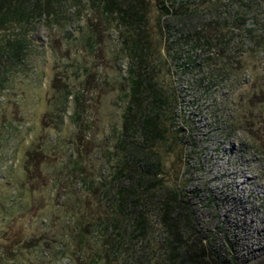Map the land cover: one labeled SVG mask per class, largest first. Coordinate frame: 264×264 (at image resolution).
Returning a JSON list of instances; mask_svg holds the SVG:
<instances>
[{
  "label": "trees",
  "instance_id": "obj_1",
  "mask_svg": "<svg viewBox=\"0 0 264 264\" xmlns=\"http://www.w3.org/2000/svg\"><path fill=\"white\" fill-rule=\"evenodd\" d=\"M249 18L254 27H247ZM80 21L83 26L71 38L70 29ZM39 25L63 32L69 43L81 46L73 53L74 76L66 75L64 81L55 77L51 83L55 91L51 102L60 115L55 118L47 111L42 124L51 116L60 132L66 121L78 124L90 112L82 88H87L90 104L96 100L100 85L94 90L90 85L98 82L97 64L92 66L84 57L95 59L102 53L105 29L117 32L113 51L124 61L114 84L122 95V112L114 129L118 139L116 146L108 142L113 173L88 186L82 184L94 195L101 190L104 203L98 212L92 207L81 213L82 205L91 204L89 194L82 195L80 214L70 216V225L64 228V234L72 237L62 248L64 257L74 260L73 264H113L131 235L149 240L164 233L165 262L161 264H264L263 229L257 228L251 239L247 237L251 231L241 221H225L227 226L214 229L205 220L212 213V203L206 202L213 193L196 183L194 174L184 167L194 140L190 120L203 112L192 108L209 99L212 106L222 105L223 116H233L232 89H237L230 82L233 70L242 68L244 55L264 51V0H0V28L18 26V33L0 46V97L16 75L29 70L30 55L37 50L32 30ZM72 79L81 80L80 86L72 88ZM219 86L226 94L221 102L214 99L220 95ZM197 93L200 96L192 98ZM239 125L227 117L221 130L229 140L236 137ZM239 147L248 152L258 146L242 143ZM73 165L80 166L78 161ZM17 195L18 200L11 198L7 203L0 197V211L8 219L0 230L2 243H7L0 244V251L5 249L0 264H30L23 257L35 246L22 228L25 210L35 208L32 196ZM50 196L56 204L60 188L54 187ZM92 227L97 229L96 243L87 238ZM86 244L93 246L91 256L82 250ZM47 248L42 246L41 253Z\"/></svg>",
  "mask_w": 264,
  "mask_h": 264
},
{
  "label": "rangeland",
  "instance_id": "obj_2",
  "mask_svg": "<svg viewBox=\"0 0 264 264\" xmlns=\"http://www.w3.org/2000/svg\"><path fill=\"white\" fill-rule=\"evenodd\" d=\"M253 9L250 8L251 12ZM81 21L76 22L70 29L71 38L83 26L84 21ZM254 23L249 18L247 27H254ZM153 25H156V21ZM107 29L101 37L102 53L95 59L94 56L84 57L87 61L90 59L92 66L95 62L97 64L95 66L99 79H96L98 82L91 81V90L97 85L100 86L96 91V100L91 104L87 88H82L90 112L78 124H71L68 120L60 132L56 123L50 121L51 116L58 118L60 115L59 108L57 110L51 102L55 92L51 89L52 80L57 77L64 81L66 75L74 76L71 63L76 58L73 53L81 48L80 43H69L68 35L56 29L39 25L32 30L37 50L30 55L29 70L23 75H16L15 81L0 97V197L7 203L11 198L18 200L17 192L32 196L35 208L25 210L22 223L24 232L32 237L30 245H35L28 248L23 257L27 262L31 260L30 264L45 263L47 254L53 258L50 256L51 260L48 258L49 262L46 261L45 264L75 263L62 254V248L67 247V241L72 239L64 234V228L70 225V216L80 214L79 201L84 193L89 194L91 204L82 205L84 212L81 213L93 210L92 207L98 212L104 203L101 190L94 195L82 184L86 183L88 186L89 182L109 177L113 173L114 162L109 161L108 153L112 152L110 146L117 144L118 137L114 129H117L122 112V95L114 84L116 77L120 76L119 66L124 61L122 57L117 58L113 51L118 45L117 32H109ZM0 33L2 46L6 40L18 33V26L10 29L1 27ZM248 43L247 47L251 48V43ZM243 61L242 68H235L231 75L230 82L237 88L232 89L235 91V102L231 103L230 109L233 116L229 113L223 116L222 105L215 103L212 106L209 99L192 108L195 112L198 109L203 112L199 116L195 115L196 119L190 120L189 131L194 140L189 146L191 158L184 167H188L194 174L196 183L213 193V197L206 202L213 205L206 222L212 223V227L216 229L221 224L227 226L225 221H235L232 224L241 221L251 231L247 236L251 239L257 228L264 231V51L256 56L253 52L248 53L244 55ZM72 80V88L80 86L81 80ZM218 91L220 95L214 99L221 102L226 94L222 86H219ZM198 96L199 93L192 98ZM253 96L254 100L249 102ZM227 107L229 106L225 109ZM47 111L51 116H48L47 124H42ZM227 117L230 122L240 124L236 137L229 140L223 133L225 131L221 130L223 120ZM249 132L260 141L251 137ZM242 143H254L258 150H240ZM73 161L80 164L76 167L78 169ZM54 187L60 188L56 204L50 196ZM239 205L243 207L240 208ZM104 211L102 209L103 214ZM84 214L80 216L83 217L81 224L84 222ZM7 220L1 210L0 230L6 227ZM96 230L92 227L87 235L92 243L98 241ZM165 239L164 233H158L155 239L150 237V242L148 238L137 239L131 235L119 261L113 264H161L165 258ZM0 244L7 246L1 239ZM42 246L48 247L45 254L41 253ZM4 250L3 248L0 251V256ZM82 250L91 256L93 246L86 244ZM77 260L82 261L78 257Z\"/></svg>",
  "mask_w": 264,
  "mask_h": 264
}]
</instances>
